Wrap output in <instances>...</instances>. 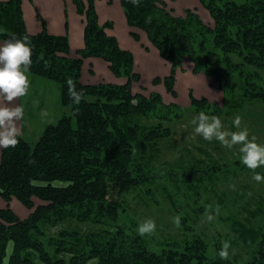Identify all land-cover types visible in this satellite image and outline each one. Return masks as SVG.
<instances>
[{
	"label": "trees",
	"instance_id": "1",
	"mask_svg": "<svg viewBox=\"0 0 264 264\" xmlns=\"http://www.w3.org/2000/svg\"><path fill=\"white\" fill-rule=\"evenodd\" d=\"M85 2L84 6L82 0H73L77 13L85 15L84 48L76 59L68 57L66 36H51L45 30L27 33L21 0L0 2V41L28 36L32 46L29 74L57 82L60 104L70 109V114L47 125L35 144L19 136L15 147L1 148L0 199L5 207L0 209V264L9 245L8 264H221L205 258L202 243L197 247L190 241L163 242L155 245V251L135 227L121 221L131 197L134 203L154 197L158 191L149 189L162 179L174 185L178 182L177 190L182 185L191 189L194 186L186 181L198 170L179 174L184 158L176 163L162 161L163 143L172 134L169 124L183 116L174 112L176 104H164L156 93L149 97L132 93L130 83L140 79L134 72L133 55L106 33L112 23L99 25L93 0ZM199 3L209 13L212 28L194 10L173 16L162 0H139L136 6L120 0L127 25L144 33L160 58L171 63L169 75L155 78L152 84H162L175 96V74L185 56L194 66L193 73L215 78L223 94L229 81L232 86L239 81L240 93L231 95V110H239L246 102L264 104V87L258 85L263 80L259 71L264 70V0ZM131 37L139 40L136 34ZM87 58L104 61L113 76L127 82L82 84V59ZM69 78L84 91L79 104L70 99ZM189 101L196 112L223 117L218 104L211 106L192 95ZM164 167L169 169L162 172ZM159 189L180 213L166 188ZM201 190L204 186L196 193L202 195ZM12 200L31 213L24 219L17 217L9 207ZM35 200L41 204L35 205ZM72 219L91 223L96 230L83 234L63 229L56 237L42 230L43 224L56 226ZM180 224L187 228L186 216L180 217ZM243 230L257 237L251 228ZM260 237L250 264H264V232Z\"/></svg>",
	"mask_w": 264,
	"mask_h": 264
},
{
	"label": "rangeland",
	"instance_id": "2",
	"mask_svg": "<svg viewBox=\"0 0 264 264\" xmlns=\"http://www.w3.org/2000/svg\"><path fill=\"white\" fill-rule=\"evenodd\" d=\"M82 1L85 6V0ZM162 1L165 3L167 11L173 12V16H183L184 6H186L183 1ZM232 1L242 2L243 0ZM189 5L196 6L190 10L196 11L204 25L213 27V21L209 13L202 8L198 0H193V3L189 2ZM82 17L84 23V13ZM143 42L142 50L145 52L152 49L156 50L147 38ZM166 63L171 69V63ZM105 64L108 68V64ZM139 69L145 70L143 79L149 87L147 90L140 85L139 81L133 82V84H136L134 94L149 97L150 89L159 90V87H156L157 85L152 84L153 87H151V83L155 78L153 80L150 78L152 75L150 72L160 73L161 70H157L156 64H151V62L142 58H139ZM184 69H190L192 72L194 69L193 64L185 56L181 58V67L176 72ZM259 74L263 80H259L258 85L264 87V70L259 71ZM89 75H92V70L89 71ZM29 79L28 94L20 97L19 105L24 107V119L21 121L23 126L22 137L33 145L47 125L54 124L63 115L70 114V109L64 108L60 104V89L57 82L30 74ZM210 80L216 82L213 77ZM234 83L237 84L232 86V82H228L229 85L227 84L226 87L228 91L225 94L219 89L223 94V98L218 101L219 103H208L211 106L214 104L219 105L223 114L221 120L227 130L237 131L233 126V121L239 115L242 118L241 126L248 128L250 137L254 135L257 138V143L264 144V104L259 101L246 102L239 110H231V95L237 96L240 93L239 81L235 80ZM160 85L164 96L162 97L155 91L154 93L160 95L164 104H176L177 108L174 112L181 113L183 116L181 120L169 124L172 134L163 143L165 146L163 154L165 155L162 157V161L168 160L176 163L178 159L184 158V166L178 167L177 171L179 174H181V171L188 174L198 170L195 176L186 182L193 185L194 187L191 189L196 192H199L198 189L201 186H204V190H201L202 195H198V193L192 192L191 189H187L183 185L178 187L177 190L175 185H178V182L174 185V182L163 179L162 181L157 180L155 187H151L149 190L153 191L155 189L158 194L154 197L142 198L143 201L136 200L135 203L131 197L129 199L130 206L121 221L127 226L135 227L138 231L141 222L149 218L153 219L156 223V230L150 234H145L144 237L147 238L146 241L149 243L150 248L154 250L156 249L155 245L163 242L182 244L190 241V243H196L197 247H200L202 243L203 255L210 262L218 260L221 264H250L256 256V251L259 250L260 234L264 232V181H255L252 178L253 171H247L243 163L236 164V162H242V154L239 152L240 145L228 149L215 139L209 142L194 133L195 126L192 124V120L199 112L194 111L190 105L188 100L189 96L192 95L190 91L184 94L185 88L181 86L177 88L179 98V103H177L175 98H171L174 95L167 93L165 87L162 84ZM168 169L164 167L161 171ZM255 172L264 176V167L257 168ZM181 180H184V177ZM161 186L166 188L167 193L171 195L175 201L174 203L180 208L179 215L175 212L166 195L161 194L159 189ZM3 204L5 207V203L0 199V209L4 208ZM40 204L35 200V205ZM217 205L219 206V215H216L215 212ZM9 207L19 218H24L31 213L15 200L9 203ZM199 207L201 208L200 212L197 210ZM208 215H213L214 219L209 221L207 219ZM176 216H186L188 230L186 227L183 228L181 224L177 227L173 223V217ZM243 228H251L256 232L254 235L257 234V237L254 238L252 234L248 235ZM63 229L78 230L85 234L95 231L96 227L91 223H79L73 221V219L60 222L56 226H51L48 223L42 226V230L47 233L48 237H56ZM197 238L200 239L199 242H196ZM223 241H229L231 244L229 258L226 260L221 259L218 255ZM10 252L11 245L7 249V256L3 264H8ZM257 258L259 259V256Z\"/></svg>",
	"mask_w": 264,
	"mask_h": 264
},
{
	"label": "crops",
	"instance_id": "3",
	"mask_svg": "<svg viewBox=\"0 0 264 264\" xmlns=\"http://www.w3.org/2000/svg\"><path fill=\"white\" fill-rule=\"evenodd\" d=\"M5 1L7 0H0V2ZM179 1L184 2V5H186L184 6L185 10L196 7L195 5L191 6L192 4L189 5V2L193 3V0ZM93 3L99 25L112 23V27L105 30L106 33L117 40L121 49L128 52L130 51L131 54L133 53L134 72L140 75L139 83L141 86L148 90L149 86L145 84L143 79V76H145V70L139 69V58L151 62V64H156L157 70H161L160 73H157L156 71L154 73L150 72L152 74L150 77L152 80L153 78H164L169 75L170 66L160 58L156 50L152 49L147 52L142 50V45H144L143 40L146 39V36L141 31L130 28L127 25L120 0H93ZM21 11L25 28L29 35H37L45 30L46 33L51 36H66L69 44L68 57L72 59L79 58L77 54L84 48V23L83 17L76 11L73 0H21ZM132 33L138 36V41H135L131 37ZM3 43V41H0V44ZM90 70H92V75H89ZM210 79L211 78H207L203 74H193L190 69H184L180 72L177 71L173 85L175 96L171 98H175V101L179 103L177 88L181 86L185 88L184 94L189 93L190 91L195 99L199 100L204 98L208 102L216 103L223 98V94L220 92L218 84ZM80 81L84 85H96L99 83L124 85L127 82V80L123 78H116L113 76L108 70L107 65L97 58L82 59ZM130 84L132 93L134 94L136 84H133V82ZM151 87H153L152 83ZM156 87H159V90L155 91L154 89H150L149 94L154 93L155 91L163 97L164 95L162 93L161 85L159 84ZM19 102L20 98L14 100L11 106L19 105ZM18 126L21 129L20 136L22 137L23 126L21 121L18 122Z\"/></svg>",
	"mask_w": 264,
	"mask_h": 264
},
{
	"label": "clouds",
	"instance_id": "4",
	"mask_svg": "<svg viewBox=\"0 0 264 264\" xmlns=\"http://www.w3.org/2000/svg\"><path fill=\"white\" fill-rule=\"evenodd\" d=\"M133 6L139 0H129ZM147 18L146 22H150ZM32 46L28 36L11 39L0 44V148L15 147L21 129L18 122L24 119L23 105L11 106L14 100L26 96L30 88L29 70L32 64ZM70 99L79 104L84 97V91L76 88L75 82L69 78L66 81ZM136 101H133L135 103ZM242 118L237 115L234 118L233 126L237 131H230L225 128L219 116L207 115L200 112L192 120L194 133L202 136L204 140L211 142L213 139L219 141L225 148L231 149L240 145L239 152L242 154V163L253 171V179L257 182L264 181V176L256 173L257 168L264 167V144L257 143V138L250 137L248 128L241 126ZM219 215V206L215 209ZM207 219H214L213 215H208ZM173 223L179 227L180 217H173ZM156 230V223L149 218L141 222L138 226V234L144 236ZM229 241H223L218 255L221 259L229 258ZM89 264H93L92 261Z\"/></svg>",
	"mask_w": 264,
	"mask_h": 264
}]
</instances>
